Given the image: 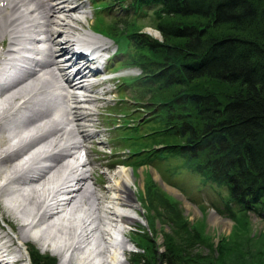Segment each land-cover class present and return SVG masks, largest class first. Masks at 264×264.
Wrapping results in <instances>:
<instances>
[{
  "label": "bare ground",
  "instance_id": "6f19581e",
  "mask_svg": "<svg viewBox=\"0 0 264 264\" xmlns=\"http://www.w3.org/2000/svg\"><path fill=\"white\" fill-rule=\"evenodd\" d=\"M82 5L0 0V264H34L23 252L30 243L67 264H127L133 248L124 238L140 221L132 170L106 175L103 195L92 160L76 157L98 135L102 97L92 94L105 85L89 82L96 72L84 52L110 48L76 26Z\"/></svg>",
  "mask_w": 264,
  "mask_h": 264
},
{
  "label": "trees",
  "instance_id": "16d2710c",
  "mask_svg": "<svg viewBox=\"0 0 264 264\" xmlns=\"http://www.w3.org/2000/svg\"><path fill=\"white\" fill-rule=\"evenodd\" d=\"M125 1L118 0V14L137 17L151 10L162 36L160 41L134 30L123 37L119 51L142 70L124 83L142 90L135 102L147 103L145 109L158 117L155 146L194 164L206 183L224 188L226 203L238 213L264 219V0ZM128 46L135 49L133 57ZM180 219L172 224L176 233ZM136 236L153 264L210 261L182 256L187 250L175 239L158 259L148 233ZM144 252L133 257L134 264H151L143 261ZM33 260L56 264L38 252Z\"/></svg>",
  "mask_w": 264,
  "mask_h": 264
},
{
  "label": "rangeland",
  "instance_id": "374dc122",
  "mask_svg": "<svg viewBox=\"0 0 264 264\" xmlns=\"http://www.w3.org/2000/svg\"><path fill=\"white\" fill-rule=\"evenodd\" d=\"M79 2H83V5L79 11L72 13V17L81 20L84 27L76 26L82 33L106 39L111 52L118 49L119 53L124 44L123 37L134 30L140 29L154 37L147 31L156 30V18L151 10L142 12L146 15L141 13L131 17L117 13L118 0ZM113 2L116 4H110ZM125 3L128 5L130 0ZM127 50L133 57L135 49L128 46ZM125 58H129V55H118L117 61L109 67L110 72L114 73L110 76L114 78L111 84L103 85L97 94H92L102 97L96 104V115L93 117L94 130L98 135L86 143L89 155L83 156L84 151L76 154L81 163L92 160L90 168H95L96 178L102 181L99 190L103 195L108 185L106 175H111L120 166L132 170V189L139 206L140 221L124 230L125 241L131 242L133 248L127 251L123 260L127 264H134L136 260L133 257L144 252L142 243L135 235L147 232L154 246L152 253L158 259L166 252V243L175 239L176 243L180 242V246L177 245L180 250H187L181 255L185 257L190 254L187 259L192 256L190 261L196 258L203 262L204 258H208L210 261L204 264H264V219L255 213H238L226 203L228 197L224 188L206 183L192 168L194 164L178 155L159 151L163 146H155L152 136L161 129V125L155 121L158 117L145 109L147 103L142 105L135 102L139 101L136 97L143 91H135L132 85L124 83L125 80L139 77L141 70L133 67L129 60L125 62ZM103 91L109 94L101 95ZM144 99L148 101L149 96ZM176 217L181 218L180 222L182 220L183 223L181 229L176 227L177 233L172 226ZM2 225L9 230L4 223ZM99 239L96 241L102 244V239ZM30 245V248L23 247L27 259L31 258L29 249L34 248L42 257L60 264V257L56 254L36 243ZM226 247L228 255L221 259L222 249ZM143 255L146 256L143 261L153 264L152 257L145 252ZM238 255L242 258H238ZM137 262L142 264L140 260ZM157 264L161 263L157 261Z\"/></svg>",
  "mask_w": 264,
  "mask_h": 264
},
{
  "label": "clouds",
  "instance_id": "9594fccd",
  "mask_svg": "<svg viewBox=\"0 0 264 264\" xmlns=\"http://www.w3.org/2000/svg\"><path fill=\"white\" fill-rule=\"evenodd\" d=\"M147 31H149V32H155V35L156 36H160L161 35L158 31L153 30V29H148Z\"/></svg>",
  "mask_w": 264,
  "mask_h": 264
}]
</instances>
